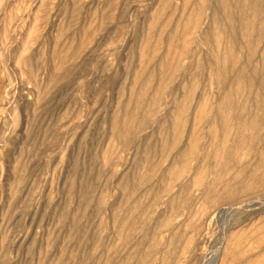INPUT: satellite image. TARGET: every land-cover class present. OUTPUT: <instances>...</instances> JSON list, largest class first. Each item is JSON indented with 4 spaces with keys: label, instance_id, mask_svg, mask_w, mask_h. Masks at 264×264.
<instances>
[{
    "label": "rangeland",
    "instance_id": "obj_1",
    "mask_svg": "<svg viewBox=\"0 0 264 264\" xmlns=\"http://www.w3.org/2000/svg\"><path fill=\"white\" fill-rule=\"evenodd\" d=\"M0 264H264V0H0Z\"/></svg>",
    "mask_w": 264,
    "mask_h": 264
}]
</instances>
